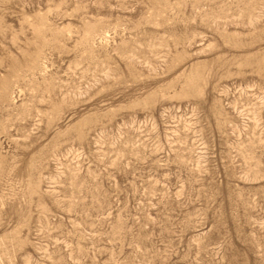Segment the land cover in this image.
<instances>
[{"label":"rangeland","instance_id":"374dc122","mask_svg":"<svg viewBox=\"0 0 264 264\" xmlns=\"http://www.w3.org/2000/svg\"><path fill=\"white\" fill-rule=\"evenodd\" d=\"M0 264H264V0H0Z\"/></svg>","mask_w":264,"mask_h":264}]
</instances>
